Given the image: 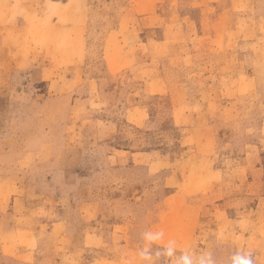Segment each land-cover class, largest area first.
Returning a JSON list of instances; mask_svg holds the SVG:
<instances>
[{
    "label": "rangeland",
    "instance_id": "rangeland-1",
    "mask_svg": "<svg viewBox=\"0 0 264 264\" xmlns=\"http://www.w3.org/2000/svg\"><path fill=\"white\" fill-rule=\"evenodd\" d=\"M47 2L21 10L83 4L84 61L67 82L72 67L51 69L41 56L0 90V174L21 171L38 189H25L23 211H0V264H21L12 254L29 234L39 264L116 262L117 234L138 255L142 233L182 192L184 169L197 166L206 190L186 196L200 213L186 251L211 253L216 264L242 251L264 264V0ZM52 38L64 46L62 34ZM87 201L97 205L90 221ZM57 219L63 237L51 228ZM88 233L99 246L85 247ZM163 249L152 245L154 260ZM186 251L156 264H175Z\"/></svg>",
    "mask_w": 264,
    "mask_h": 264
},
{
    "label": "crops",
    "instance_id": "crops-1",
    "mask_svg": "<svg viewBox=\"0 0 264 264\" xmlns=\"http://www.w3.org/2000/svg\"><path fill=\"white\" fill-rule=\"evenodd\" d=\"M26 1L28 0H0V90L9 88V75L12 72H22L25 69L36 68V63L41 56H45L51 69L53 67H58L67 70V67H72L70 77L68 78L66 76V81H77L79 77L75 76V72L77 71V67L84 61V57H82L83 43L81 42L84 29L83 14L81 11L83 4L80 2L78 7L73 5L71 9L70 6L67 8L64 7V5H58L53 10L42 13L36 8H33V6L31 9H27V11H22L21 8ZM47 1V3L51 2L50 4H58L59 2V0ZM44 18L46 20H43ZM42 20L44 23L46 21L48 22V26H45L44 36L41 35ZM56 33L62 34L65 40L64 46L58 45V39L54 38V40L52 38ZM76 44H78L79 47L74 46ZM64 48H76L78 50L73 54L68 53ZM72 54L76 56L80 55V60H78L76 56H71ZM67 55H70V57L66 58ZM50 81L52 82L53 80L50 79ZM3 111V107L1 108L0 105V114ZM116 151L123 153L122 150ZM129 154L131 159L143 155V153L137 152H129ZM119 156H121V154L118 155V158ZM118 158L116 157L115 160ZM204 159L205 156H198L196 162H205L206 160ZM161 162L167 163V160L158 161V163ZM181 166L185 168L188 166V163ZM189 168L190 167L184 169V179L180 185L182 192L178 191L174 193L171 208L160 220H158V222L146 228V231H162L164 233L163 238L154 244L166 248L170 241H174L175 250L180 252L190 249L200 221L199 208L187 202L186 196L205 192L206 190L205 179L203 180V178H201L203 177V171H200L201 169L198 166L194 170ZM198 168L200 170H198ZM163 169L164 167L161 168L159 173H162ZM150 174L153 173L150 171ZM171 175L172 174L164 177V189L167 188L166 183L171 178ZM25 180L26 177L21 171L11 174H0V211L10 208L16 209V207H22L21 210L23 211L24 198H22V195L25 194V189L26 193L32 192V195L38 193L37 186L33 185L28 188ZM67 197H64L69 201L66 206H70L72 198L70 195H67ZM82 208V212L88 213L89 216L84 215L86 221L93 220L97 215V205L95 202H84L82 203ZM34 212L35 209L32 210L30 214H22V218L26 220L30 219L31 216H34ZM64 223V220L57 219L52 224L51 228L55 235L63 237ZM27 237V246L23 247L20 252L12 255L15 256L21 264H39L36 257L37 254L34 251L36 245L31 243L30 234L27 235ZM22 244H25L24 241ZM99 244L100 240L95 234H86L84 243L86 248L91 249L95 246H99ZM135 246V243L132 242L129 236L117 234L111 248L113 252L120 253L119 259L116 262L103 261L100 264H146V262L142 261L139 255H137L134 249ZM144 246L145 242L143 241L140 248ZM6 254L10 255L9 253Z\"/></svg>",
    "mask_w": 264,
    "mask_h": 264
},
{
    "label": "clouds",
    "instance_id": "clouds-1",
    "mask_svg": "<svg viewBox=\"0 0 264 264\" xmlns=\"http://www.w3.org/2000/svg\"><path fill=\"white\" fill-rule=\"evenodd\" d=\"M164 236L162 231L152 232L145 231L142 233V240L145 242V246L139 252V258L146 262V264H156L162 256L174 257L176 256L175 252V242L170 241L168 246L162 251H157L155 253V260L152 253V245L160 241ZM175 264H216V260L211 253L201 254L196 256L191 252H184L176 258ZM230 264H253V257L251 254L244 252H236L230 258Z\"/></svg>",
    "mask_w": 264,
    "mask_h": 264
}]
</instances>
